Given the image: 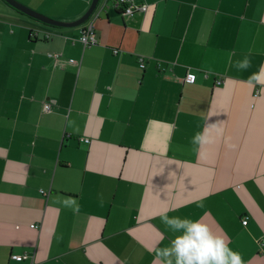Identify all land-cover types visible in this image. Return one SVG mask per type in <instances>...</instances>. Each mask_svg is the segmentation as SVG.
<instances>
[{
    "label": "crops",
    "instance_id": "1",
    "mask_svg": "<svg viewBox=\"0 0 264 264\" xmlns=\"http://www.w3.org/2000/svg\"><path fill=\"white\" fill-rule=\"evenodd\" d=\"M115 3L0 0V264H166L165 211L264 264V0Z\"/></svg>",
    "mask_w": 264,
    "mask_h": 264
},
{
    "label": "clouds",
    "instance_id": "2",
    "mask_svg": "<svg viewBox=\"0 0 264 264\" xmlns=\"http://www.w3.org/2000/svg\"><path fill=\"white\" fill-rule=\"evenodd\" d=\"M250 64L249 58L245 57L235 62L234 66L238 70H246ZM248 82L264 84V73H254ZM192 142L204 144L208 142V137L197 133ZM161 220L176 234L170 241V247L157 249V256L166 264H244L241 254L232 250L224 237L213 234L208 225L200 220L169 217L167 211L161 215Z\"/></svg>",
    "mask_w": 264,
    "mask_h": 264
},
{
    "label": "built area",
    "instance_id": "3",
    "mask_svg": "<svg viewBox=\"0 0 264 264\" xmlns=\"http://www.w3.org/2000/svg\"><path fill=\"white\" fill-rule=\"evenodd\" d=\"M115 6L117 8H119L120 11H122V13L124 15H132L135 13V11H137V9H139L136 5H135V0H116ZM141 9H145V7H142ZM79 41L84 45H90V44H95L97 42V39L95 37L94 31H93V26L92 24L85 29L84 31H82L80 37H79ZM141 66H143V63L141 64ZM195 73L191 72V71H187L186 75H185V82L187 83H193L195 81ZM217 83H220V81H218ZM51 109V103L47 102L44 104V110L49 111ZM86 141H88V139H85ZM243 225L247 224V220L242 221ZM31 227H35L34 225H32ZM258 245L260 247H262L264 245V235L262 238H260L258 240ZM12 258L15 260H22L24 257L23 255H12ZM264 261V259H263Z\"/></svg>",
    "mask_w": 264,
    "mask_h": 264
},
{
    "label": "water",
    "instance_id": "4",
    "mask_svg": "<svg viewBox=\"0 0 264 264\" xmlns=\"http://www.w3.org/2000/svg\"><path fill=\"white\" fill-rule=\"evenodd\" d=\"M10 6H12L13 8L21 11L23 14L29 16L31 19L43 23L44 26H52V27H59V28H69V27H75V26H79L81 24H83L84 22H86L89 17L92 15V13L94 12L98 1L99 0H92L89 8L87 9V11L77 20L75 21H60V20H55V19H51L37 11H35L34 9L20 3L17 0H5Z\"/></svg>",
    "mask_w": 264,
    "mask_h": 264
},
{
    "label": "rangeland",
    "instance_id": "5",
    "mask_svg": "<svg viewBox=\"0 0 264 264\" xmlns=\"http://www.w3.org/2000/svg\"><path fill=\"white\" fill-rule=\"evenodd\" d=\"M47 28H51V27H49V26H46ZM52 28H56V27H52Z\"/></svg>",
    "mask_w": 264,
    "mask_h": 264
},
{
    "label": "trees",
    "instance_id": "6",
    "mask_svg": "<svg viewBox=\"0 0 264 264\" xmlns=\"http://www.w3.org/2000/svg\"><path fill=\"white\" fill-rule=\"evenodd\" d=\"M43 24V23H42ZM48 26V25H47ZM52 27V26H51Z\"/></svg>",
    "mask_w": 264,
    "mask_h": 264
}]
</instances>
